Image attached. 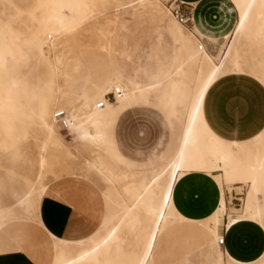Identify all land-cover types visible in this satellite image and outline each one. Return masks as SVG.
<instances>
[{"label": "bare ground", "instance_id": "bare-ground-1", "mask_svg": "<svg viewBox=\"0 0 264 264\" xmlns=\"http://www.w3.org/2000/svg\"><path fill=\"white\" fill-rule=\"evenodd\" d=\"M51 1V8L46 7L33 15L35 26L25 40L18 34L6 32L14 47L23 42L26 46L24 51L17 52V59L11 58L8 46L6 50L0 46V90L5 94L3 100H0V136L8 141L11 139L12 129H17L24 133L32 130L41 137L36 179L32 190L18 202V208L25 215L24 221L29 223L33 220L39 227L37 201L34 197L53 192L45 179L46 175L53 173L54 163L61 167L59 163L62 160L57 155L61 154L68 160L73 157L65 142L66 137L61 135L54 120L56 110H70V115L67 114L72 124L67 129L68 135L88 147H92L94 140L107 161L109 155L101 146L103 125L110 110L124 100L148 98L153 92L156 94L155 89L125 81L112 65L113 41L121 27L129 21L113 17V21H110L113 28L108 30L107 19V27H101L100 33L95 34L96 42L93 45L82 46L76 39L77 30L87 24L98 9L113 4V8L119 10L126 6L125 3L122 4L120 0ZM232 2L237 10L238 23L231 40L217 56L199 50L201 43L198 38L172 16L173 19L170 18L157 0H137L136 7L130 6L133 15L148 12L161 17L179 34L183 44V57L174 77L189 81L194 91L191 106L180 117L181 121L184 118L186 126L168 165L144 174L133 188H128L129 179L126 178L120 184L121 177L115 178L110 169L100 161L85 160L83 167L91 171V175L94 172L106 184L107 188L102 194L104 197L108 190L117 191L116 212L104 234L93 241H63L47 234L52 242V254L47 257L49 264H168L167 255L175 247V243L166 238L170 232L168 229L176 223L186 221L173 208L172 188L178 179L193 172L207 174L220 189L219 205L203 224L212 237L217 238V245L220 237L217 236L216 229L224 217L227 219V227L248 220L264 231V205H257L256 202L258 197L264 196V131L247 143H228L216 137L202 119V100L218 78L230 73H245L264 86V0ZM39 5L41 8L46 6L41 2ZM193 31L200 38L203 37L195 28ZM90 37L91 40L93 37ZM5 41L0 34V45ZM45 47H48L47 52ZM27 52H32L33 57L29 58ZM73 53L81 55V63L84 65L92 58L91 66L100 79L102 70L96 61V55L100 54L105 58L106 67L114 77L113 81H103L105 85L108 84L107 89L103 92L96 89L94 94L82 95H76L70 90L76 80L74 74L79 72V68L72 66L71 63L74 62L69 59ZM21 59H24V65L20 64ZM42 60L47 63L44 67L41 66ZM39 69L43 71L38 72ZM4 74L9 75L5 81L1 77ZM114 89H121L122 97L112 104H107L109 101H106L103 108L97 109V103L104 101L105 96ZM35 91L38 93H34ZM41 91L45 94H40ZM19 96L27 97L28 102H20ZM242 182L248 184L242 209L232 208L227 213L222 187ZM232 190H226V193L230 194ZM10 216L8 210H0V246ZM182 252L183 256H188V250L182 249ZM212 259L213 264H264V252L251 263H239L217 248Z\"/></svg>", "mask_w": 264, "mask_h": 264}, {"label": "crops", "instance_id": "crops-1", "mask_svg": "<svg viewBox=\"0 0 264 264\" xmlns=\"http://www.w3.org/2000/svg\"><path fill=\"white\" fill-rule=\"evenodd\" d=\"M175 1L183 3L193 10L194 28L203 37L200 38L198 34L196 35L201 39L205 51L211 56H217L231 40L238 23L237 10L232 0ZM151 16L150 34L157 41H164L172 49L175 57L174 69L167 79L164 78L163 59L159 56V52L153 48V45L146 54L148 65L146 82L139 81L136 76L125 77L123 66L130 58L124 37L126 33H129L127 26L130 21L121 27L113 41L112 65L125 81L138 84L144 88L155 89L156 94L153 92L155 100L163 101L172 113H178L181 117L191 106L194 98L193 87L189 81L186 79L178 80L174 77L183 57V44L179 34L168 21L156 15ZM181 83L188 84L192 90L187 104L186 102L182 103V101L185 97L184 93L188 89H180ZM164 86H167L168 89H162ZM164 90L166 93L160 96ZM146 100L147 98L136 97L131 101L124 100L117 103L104 121L103 133L115 107L124 105L132 110L138 102ZM131 115L136 121L140 120V126L144 130L151 132L146 135L153 136L152 133H157L158 136L152 140L153 143L146 150L147 153L142 160L137 157H142L143 154L137 153L136 156L134 153L133 156L130 151L134 148L128 145L123 147L118 144V152L116 153L130 162H149L162 151L161 143L165 145L168 143L164 141L168 130L160 125L157 113L152 114L149 110L141 108L133 114L124 115L115 120L110 134L112 133V137L115 136L114 139L117 141L118 136L116 135L119 133L120 120ZM202 119L208 129L223 141L237 144L252 141L264 131V86L257 79L245 73H230L218 78L209 87L202 100ZM185 126L186 122L183 118L182 131ZM30 153L31 151L13 150L5 152L6 155L0 157V198L6 199L4 205L1 204L0 200V210H8L11 215L10 219L14 221H19L14 211L15 208L25 218L24 213L18 208V202L32 190L38 173H25L23 170L25 167L24 158ZM6 178L7 181L16 184L17 187L5 185ZM234 186L233 190L246 187L241 183ZM49 189L53 192L41 196L36 205V215L40 227L33 224L32 230L37 237L40 238L45 233L63 241H79L90 237L99 229L105 214L100 221L96 211V200L89 192L85 193L69 183L60 181L51 183ZM219 199L220 189L218 185L205 173H189L174 183L171 192L172 205L177 214L186 221L176 223L168 230L171 232V236L182 237L183 242H185L183 249L188 250V256H184V264H191V253L198 249L197 243L200 238L205 239L202 245L206 246L213 241L209 229L203 224L217 209ZM224 199L228 213L230 203L226 188ZM76 201L80 206L76 204ZM216 234L223 238L221 246L216 243L217 248H220L225 256L227 255L236 262L251 263L264 252V231L252 221L243 220L232 227H227V219L224 217L216 229ZM16 239L21 240L20 244L25 248L0 252V264H39L32 256L36 252L28 249L25 240L20 237H16ZM168 255L167 262L169 264Z\"/></svg>", "mask_w": 264, "mask_h": 264}, {"label": "rangeland", "instance_id": "rangeland-1", "mask_svg": "<svg viewBox=\"0 0 264 264\" xmlns=\"http://www.w3.org/2000/svg\"><path fill=\"white\" fill-rule=\"evenodd\" d=\"M40 2L46 6H43L41 8L39 5ZM120 2L122 4L125 3L126 6L119 10H117L115 7L113 8V4H110L105 8L98 9L95 13L97 14L98 12L100 16H98L99 14L96 15L94 13V16L90 19V21L87 24L83 25L79 30H77L75 34L76 39L80 42V45L82 46L93 45V43L96 42L95 34L100 33L99 31L101 27L106 28L107 26H109V28L107 27V29L111 30L113 28V25L112 23L110 24V21L112 22L115 17H119L121 20L130 21V24H128L127 26L129 29V33H126L124 37V42L128 49V54L130 58V60L126 62L125 66H123L125 71V77L129 78L136 76L139 81L143 83L146 82V71L148 70L146 54L147 50L153 45V48H155L159 52V56L163 59L162 64L165 70L164 78L166 80L175 66V57L173 56L172 49L169 48L164 41H157L156 39H154V36L150 34V20L152 17L151 14H149L148 12H144L139 13L137 15H133L130 6L134 5L136 7L137 0H120ZM157 2L158 5L162 7L165 12H167L168 16L172 18L171 14H169L170 0H157ZM51 6V0H0V34H2L5 40L7 41H5L4 44H1L0 46L4 50H6L7 46L9 47L12 59H17V52L19 50L24 51L26 49V46L23 42L18 43L14 47L10 43L8 34H18L21 39L25 40V38H27V36L29 35L30 30L35 26L33 15L37 14L41 9L43 10L46 7L51 8ZM106 24L107 26H105ZM88 36H91L93 38L90 40ZM47 46L49 47V45ZM48 47H45L44 49L46 52ZM27 54L29 58L33 57L32 52H27ZM80 56L81 55L79 53H73L69 56L71 62H74L71 63L72 66H77L79 68V72L77 74H74V76H76V80L73 85H71L70 90H72V92H74L76 95L94 94V91H96V89H100V91L103 92L105 89L108 88V84L105 85L103 81H113V75L109 72L106 67L105 58L100 54L96 55V61L102 70V78L100 79L97 77L96 70H94L93 66H91L92 58L90 62H85L84 65L82 64L83 62L81 63ZM24 63V59H21L20 64L24 65ZM46 64L47 63L45 60L41 61L42 67L46 66ZM39 70L40 71L38 72L43 71L42 69ZM8 76V74L1 75L2 80H7ZM162 89L168 88L167 86H164ZM180 89H188V91H185V97L182 101V103L186 102L187 104V102H189L190 100L192 90L190 89V86L186 83H181ZM165 91L166 90H164L163 93L160 94V96L165 94ZM36 92L37 91H35L34 93ZM40 94H45V92L41 91ZM4 96L5 94L0 90V100H3ZM19 99L20 102H23V100L28 102L27 97L19 96ZM112 103H115V101L113 102L111 100L107 104ZM141 108L149 110L152 114L157 113L159 115L160 125L168 130L166 134L164 133L166 138L164 141H167L168 143L166 145L161 143L160 146L163 147V149L157 155V157H155V159L149 162H130L118 156V154L116 153L118 152V144L122 145L123 147L125 145H128L131 146V148H134L132 151H130L132 155L136 153L137 156V153H142V157H137L139 160H142L145 154L147 153L146 150L149 149V146L153 143L152 140L156 136H158L157 133H152L153 136L146 135L150 134L151 132L144 130L143 127L140 126V120L136 121L135 119H133L132 115L120 120L118 128L119 133H117L118 135H116L118 136V141L114 139L115 136L112 137L113 134H110V132L112 125L117 118L122 117L124 115L133 114L136 110ZM64 111H66L69 115L71 113V111L68 109H64ZM133 125L136 126V128L139 129L140 132L143 131V134L141 133L142 135H138L133 138L130 135V131ZM59 130L61 135L66 137L65 142L70 147L73 157L68 160L61 154L57 155L63 161L59 163L61 167L59 168L58 163L53 162L54 171L53 173H49V175H46L45 183L50 185V183L57 181L66 182L71 184L74 188L79 189L80 191H83L85 193L89 192L95 198L96 211L99 220L101 221V218L104 214L105 215L103 217L102 223L99 226V229L95 231V233L92 234L90 237L84 239L87 241H93L97 238V236H102L104 234L106 227L110 225V222L114 217V214L117 209V191L108 190L107 196L104 197L102 194L107 188L106 184L103 183L95 175L94 172H92L91 175V171H87V168L83 167L85 166V160L96 159L100 161V163H102L106 168L110 169L112 175L115 178L121 177V181H119L120 184L123 183L126 178L129 179V182L127 184L128 188H133L137 182L141 181V178L144 174H149L153 171L160 170L161 168L167 166L168 163L172 160V157L180 141L182 121L178 113H172L166 107L163 101L155 100L154 95H150L146 101L138 102L132 110L126 108L124 105L115 107L113 114L105 125L103 133L104 142L101 146V148L105 149V151L109 154L107 161L104 160V157H102L99 148L96 146L97 143L94 140L92 141V147H88L86 145L83 146L80 140H74L72 135L69 136L68 131H64L61 129ZM11 133V139L8 141L6 138L3 139L0 136V157L6 155L5 152H10L13 150H17L19 152L31 151V153L28 154L26 158H24L25 167L23 170L25 173L38 172V162L40 157L38 146L40 144L41 137H39L32 130L28 133H24L17 129H12ZM85 172L88 175H86ZM51 174H53L54 176H52ZM87 176H89V178ZM4 184L8 186H16V184L7 181V178L5 179ZM241 184L246 187L248 186L246 182H242ZM233 187L235 186L223 185V193L225 192V188L228 192H230ZM246 187H243L239 190L234 189L230 194H228L230 209H242L243 199L245 198V195L248 190V188ZM238 193H243L244 197L243 195ZM260 194H263V190L260 191ZM34 198V200L38 202L41 197L36 195ZM240 198H242V201ZM0 200L2 205L6 203V199L3 197L0 198ZM263 201L264 196L262 198L258 197L256 201L257 205L263 206ZM76 204L80 206L77 201ZM14 211L16 212V216L19 221H14L12 219L9 220V222L7 223L5 234L1 238L0 249L2 250V252H4L10 249L25 248V246L20 244L21 240L16 239V237H20L25 240L26 246L29 250L36 252V254L32 256L34 259H36L39 264H49V259L47 257H50V254H52V242L50 238L45 233L44 235L40 236V238L37 237L36 234L33 233L32 225L35 224L36 226H38V224H36L33 220H30L29 223L26 221L23 222L24 216H22L16 208L14 209ZM170 234L171 232H168L166 238L174 242L175 247L173 251L168 255L169 264H184V256L181 252V249H183V244L185 242H183L182 237L177 238L171 236ZM204 241L205 239L200 238L197 243V246H199L198 249L196 251H192L190 257V259H192L191 264H213L211 255L213 250L217 248V238H213V241L210 242L207 246L202 245ZM155 264L158 263L155 262Z\"/></svg>", "mask_w": 264, "mask_h": 264}, {"label": "built area", "instance_id": "built-area-1", "mask_svg": "<svg viewBox=\"0 0 264 264\" xmlns=\"http://www.w3.org/2000/svg\"><path fill=\"white\" fill-rule=\"evenodd\" d=\"M183 3L177 2L175 0H170L169 4V12L171 16L185 29L192 32L200 41L201 39L193 32L194 29V18H193V10L190 7H184ZM199 50H203V44L199 45ZM123 92L121 89H114L111 93L105 96L104 101H100L97 103L96 108L100 109L104 107L106 101H116L117 99L121 98ZM54 120L59 127V129L67 131V129L71 126L72 121L70 120L66 111L59 110L54 113ZM223 244V238L220 237L218 240V245L221 246Z\"/></svg>", "mask_w": 264, "mask_h": 264}, {"label": "snow or ice", "instance_id": "snow-or-ice-1", "mask_svg": "<svg viewBox=\"0 0 264 264\" xmlns=\"http://www.w3.org/2000/svg\"><path fill=\"white\" fill-rule=\"evenodd\" d=\"M140 134H141L140 130L137 129L136 126L133 125L132 128H131V131H130V135H131L133 138H135L136 136H138V135H140Z\"/></svg>", "mask_w": 264, "mask_h": 264}]
</instances>
